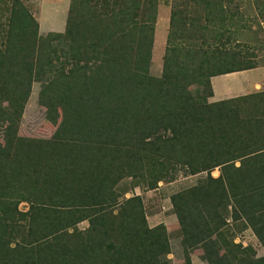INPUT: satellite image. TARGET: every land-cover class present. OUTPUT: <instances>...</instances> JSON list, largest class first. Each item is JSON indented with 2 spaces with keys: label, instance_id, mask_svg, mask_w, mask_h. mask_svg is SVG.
Instances as JSON below:
<instances>
[{
  "label": "trees",
  "instance_id": "trees-1",
  "mask_svg": "<svg viewBox=\"0 0 264 264\" xmlns=\"http://www.w3.org/2000/svg\"><path fill=\"white\" fill-rule=\"evenodd\" d=\"M238 1L172 0L154 78L158 0H70L64 32L46 37L22 1L0 0V264H171L165 226L116 187L178 171L206 174L170 197L183 264L196 248L207 264H264L227 223L264 249V91L207 101L212 77L257 67ZM246 2L261 27L264 0ZM34 82L45 140L18 135Z\"/></svg>",
  "mask_w": 264,
  "mask_h": 264
},
{
  "label": "rangeland",
  "instance_id": "rangeland-1",
  "mask_svg": "<svg viewBox=\"0 0 264 264\" xmlns=\"http://www.w3.org/2000/svg\"><path fill=\"white\" fill-rule=\"evenodd\" d=\"M20 1L23 2L32 14V17L38 23V33L41 37H46L48 34H62L64 32L70 0ZM171 1L172 0H158L162 10L163 7L165 9H170ZM180 1L182 0H179V2ZM238 2L242 6V12L247 26L246 29L240 32L241 51L247 53L245 54L247 62L256 63L257 67L264 68V23H261V27L255 23V12L247 6L246 0H239ZM167 31L168 26L165 17H162L161 15L159 22L157 23L156 20L155 24V34L149 68L150 76L154 78H158L161 75L162 58L165 53ZM3 35L4 33L0 32V37ZM39 91L40 83L34 82L31 86V92L20 119L18 127V135L20 137L45 140L50 138L54 133L55 127L45 119V109L40 106L38 102ZM207 101L208 103H212L210 97ZM205 176V173L183 175L182 171H178L174 180L167 182L161 181L157 184L155 189L147 190L143 186H135L131 188L134 182L131 178L122 179L116 187V191L121 195L119 202L132 196H139L142 199L144 214L150 228L160 224L165 226L168 235L170 253L164 258V260H167L171 264H183L184 253L180 245L179 231L174 232L177 220L173 214L170 197L177 192L195 186L198 181ZM211 176L217 178L219 176L218 169L213 170ZM18 208L24 212L27 210V204L22 203ZM227 223L231 226L230 231H234V244L237 245L236 237L243 230L241 232H236V227L230 218ZM86 227L87 223L85 221L76 226L78 231H83ZM248 230L249 229H246L247 232L243 234L246 237L249 235L247 234L249 233ZM243 243L247 244V246L244 247L245 249L250 247L253 250L254 258L264 256V249L255 236L244 240ZM189 258L190 264H207L202 256V250L200 248H196L192 251Z\"/></svg>",
  "mask_w": 264,
  "mask_h": 264
},
{
  "label": "crops",
  "instance_id": "crops-1",
  "mask_svg": "<svg viewBox=\"0 0 264 264\" xmlns=\"http://www.w3.org/2000/svg\"><path fill=\"white\" fill-rule=\"evenodd\" d=\"M169 12V8L165 9L163 7L162 10L161 5H159L157 23L162 15V17H165L168 26ZM210 85L212 90L210 100L212 103L262 92L264 91V68L256 67L249 70L218 75L211 78Z\"/></svg>",
  "mask_w": 264,
  "mask_h": 264
},
{
  "label": "built area",
  "instance_id": "built-area-1",
  "mask_svg": "<svg viewBox=\"0 0 264 264\" xmlns=\"http://www.w3.org/2000/svg\"><path fill=\"white\" fill-rule=\"evenodd\" d=\"M248 231H249V233H247V234H249L248 237H246L245 235H243V234L246 233L247 231L242 232L241 234H239V235L236 237L237 243L240 244L243 248L247 246V244H244V243H243L244 240H246V239H250L252 236L254 237L253 233H252L250 230H248Z\"/></svg>",
  "mask_w": 264,
  "mask_h": 264
}]
</instances>
